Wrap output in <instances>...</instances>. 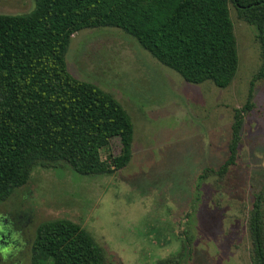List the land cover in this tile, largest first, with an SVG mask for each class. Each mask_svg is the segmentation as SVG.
<instances>
[{
    "label": "rangeland",
    "instance_id": "rangeland-1",
    "mask_svg": "<svg viewBox=\"0 0 264 264\" xmlns=\"http://www.w3.org/2000/svg\"><path fill=\"white\" fill-rule=\"evenodd\" d=\"M34 0H0V14H27ZM239 57L231 84L194 85L116 28L74 34L69 73L113 96L133 122L130 163L113 175L81 176L66 163L35 166L0 205V264H30L37 227L67 219L102 249L106 264H159L187 247L181 264H251L247 220L264 189V79L255 27L230 4ZM235 110L242 114L235 163ZM120 153L118 140L101 159ZM15 226V227H14ZM16 228V229H15ZM13 230V233L11 232Z\"/></svg>",
    "mask_w": 264,
    "mask_h": 264
},
{
    "label": "trees",
    "instance_id": "trees-1",
    "mask_svg": "<svg viewBox=\"0 0 264 264\" xmlns=\"http://www.w3.org/2000/svg\"><path fill=\"white\" fill-rule=\"evenodd\" d=\"M27 14H0V205L24 187L35 166L66 163L78 175H113L132 158L134 128L120 103L98 86L74 78L66 55L74 34L116 28L185 82L228 87L239 68L230 4L255 27L264 79V0H34ZM242 114L235 110L229 157L233 165ZM118 140L120 153L101 159ZM251 264H264V189L247 220ZM187 247L159 264H181ZM30 264H106L102 249L67 219L41 223Z\"/></svg>",
    "mask_w": 264,
    "mask_h": 264
},
{
    "label": "flooded vegetation",
    "instance_id": "flooded-vegetation-1",
    "mask_svg": "<svg viewBox=\"0 0 264 264\" xmlns=\"http://www.w3.org/2000/svg\"><path fill=\"white\" fill-rule=\"evenodd\" d=\"M11 232L13 233V230L12 229H11ZM4 238H5V235L0 232V243H3L4 244V242H3Z\"/></svg>",
    "mask_w": 264,
    "mask_h": 264
}]
</instances>
